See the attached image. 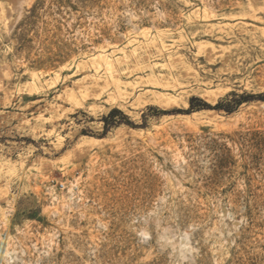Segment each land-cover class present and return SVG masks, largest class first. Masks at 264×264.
Wrapping results in <instances>:
<instances>
[{
    "label": "rangeland",
    "instance_id": "374dc122",
    "mask_svg": "<svg viewBox=\"0 0 264 264\" xmlns=\"http://www.w3.org/2000/svg\"><path fill=\"white\" fill-rule=\"evenodd\" d=\"M250 3L0 12L3 264H264V13Z\"/></svg>",
    "mask_w": 264,
    "mask_h": 264
},
{
    "label": "bare ground",
    "instance_id": "6f19581e",
    "mask_svg": "<svg viewBox=\"0 0 264 264\" xmlns=\"http://www.w3.org/2000/svg\"><path fill=\"white\" fill-rule=\"evenodd\" d=\"M31 2V0H0V12H1V15H5L6 11L8 9L10 10H15L18 12V15L22 14L20 12V10L22 9V6H24V4L27 6V4H29ZM251 7H252V11L253 13L251 14V17L254 18L256 16V13L259 12V11H262L264 13V0H251V3H250ZM9 10V11H10ZM13 12V11H12ZM17 14V13H16ZM8 18V17H7ZM207 31H211V29L207 30ZM210 45V44H209ZM208 44L204 43V42H200L197 44V48L198 50L199 49H203L205 50V54L206 56H210L213 54V48L211 46H209ZM103 57H107V56H103ZM99 58H102V56H100ZM100 59L99 61V66L104 64L107 66V68L109 67V61L108 59L107 60H102ZM108 70V69H107ZM109 71V70H108ZM109 74L111 72H108ZM111 79V78H110ZM153 86H166L165 84L161 83V81H159L157 78L153 81ZM152 97H153V102L158 105L160 108L162 109H166L168 108L169 106H171V104H173V102L175 101V99L171 96H168L166 94H162V95H157L156 93L152 92ZM65 99H67L68 101L70 102H74L77 100V97L73 95V93L71 91H69L66 96H65ZM210 99L215 100V98H212L210 97ZM209 100V99H208ZM216 101V100H215ZM75 103V102H74ZM93 138V137H92ZM91 138V139H92ZM87 141V140H86ZM99 140L98 139H93L91 140V143H94ZM102 141V140H101ZM82 148L84 147V145L81 146ZM89 147V146H88ZM81 149V148H80ZM86 149V148H85ZM81 150H84V149H81ZM5 196V192L4 190L0 187V198H4ZM224 216V215H223ZM223 216L221 217V219L223 218ZM223 226H224V223H221V231H223ZM143 235H147L146 232H143ZM184 243V242H183ZM183 245V244H182ZM4 261H8V260H14L16 258V252L14 249H9L8 246L5 250V254H4Z\"/></svg>",
    "mask_w": 264,
    "mask_h": 264
},
{
    "label": "built area",
    "instance_id": "2783aa9c",
    "mask_svg": "<svg viewBox=\"0 0 264 264\" xmlns=\"http://www.w3.org/2000/svg\"><path fill=\"white\" fill-rule=\"evenodd\" d=\"M59 187L63 188L64 187L63 183H60ZM8 238H9V235L7 232H3L0 236V264H3V262H4L3 257L5 254V250L7 248Z\"/></svg>",
    "mask_w": 264,
    "mask_h": 264
},
{
    "label": "trees",
    "instance_id": "16d2710c",
    "mask_svg": "<svg viewBox=\"0 0 264 264\" xmlns=\"http://www.w3.org/2000/svg\"><path fill=\"white\" fill-rule=\"evenodd\" d=\"M233 95H235V93H233ZM242 101H243V100L240 99V100L236 101V103H237V104H240Z\"/></svg>",
    "mask_w": 264,
    "mask_h": 264
}]
</instances>
